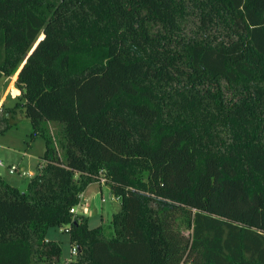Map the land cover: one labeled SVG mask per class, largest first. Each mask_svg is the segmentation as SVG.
Returning <instances> with one entry per match:
<instances>
[{
    "label": "trees",
    "instance_id": "1",
    "mask_svg": "<svg viewBox=\"0 0 264 264\" xmlns=\"http://www.w3.org/2000/svg\"><path fill=\"white\" fill-rule=\"evenodd\" d=\"M0 74V133L46 143L27 191L0 174V264L58 263L66 224L69 264H264V0H0Z\"/></svg>",
    "mask_w": 264,
    "mask_h": 264
},
{
    "label": "rangeland",
    "instance_id": "2",
    "mask_svg": "<svg viewBox=\"0 0 264 264\" xmlns=\"http://www.w3.org/2000/svg\"><path fill=\"white\" fill-rule=\"evenodd\" d=\"M13 77L0 74V109L13 106L19 100L21 89ZM50 124L55 134L59 125L53 122ZM3 126L8 127L0 133V157L4 162L0 165V174L10 184L25 192L45 152V139L40 133L32 132L31 122L22 108H18L15 117H10ZM10 166H16L17 171L10 172ZM84 206L90 209L88 223L94 227L99 224L108 225L121 203L107 184L96 181L88 185L75 208L83 213ZM67 227L68 224L51 227L47 233L48 239L59 241L62 247L61 259L56 264H69L70 259L75 257L71 254Z\"/></svg>",
    "mask_w": 264,
    "mask_h": 264
},
{
    "label": "built area",
    "instance_id": "3",
    "mask_svg": "<svg viewBox=\"0 0 264 264\" xmlns=\"http://www.w3.org/2000/svg\"><path fill=\"white\" fill-rule=\"evenodd\" d=\"M3 164H4V162H3V160L0 157V165H3ZM9 171L10 172H15V171H17V167L16 166H10ZM105 181H106L105 177H103V176L100 177V180H99L100 183H105ZM84 210L85 211L87 210L86 206H84ZM71 211L73 213H76V208L75 207L71 208ZM76 253H77V247L76 246H72L71 247V254L74 256V255H76Z\"/></svg>",
    "mask_w": 264,
    "mask_h": 264
},
{
    "label": "crops",
    "instance_id": "4",
    "mask_svg": "<svg viewBox=\"0 0 264 264\" xmlns=\"http://www.w3.org/2000/svg\"><path fill=\"white\" fill-rule=\"evenodd\" d=\"M15 78H16V76H14L13 77V80L15 81ZM88 187V186H87ZM85 191V190H84ZM82 195H83V193H82ZM76 213H78V214H85V215H87L88 216V218H89V213H90V209L87 207V210L85 211L84 209H83V213H81V211H78L77 209H76Z\"/></svg>",
    "mask_w": 264,
    "mask_h": 264
},
{
    "label": "water",
    "instance_id": "5",
    "mask_svg": "<svg viewBox=\"0 0 264 264\" xmlns=\"http://www.w3.org/2000/svg\"><path fill=\"white\" fill-rule=\"evenodd\" d=\"M43 36H41L40 38H42Z\"/></svg>",
    "mask_w": 264,
    "mask_h": 264
}]
</instances>
